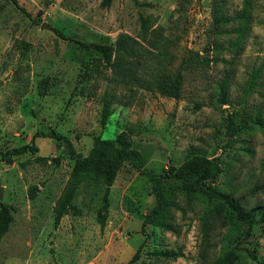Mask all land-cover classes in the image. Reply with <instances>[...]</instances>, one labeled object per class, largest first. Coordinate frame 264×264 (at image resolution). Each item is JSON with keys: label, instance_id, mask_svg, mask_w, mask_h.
<instances>
[{"label": "rangeland", "instance_id": "rangeland-1", "mask_svg": "<svg viewBox=\"0 0 264 264\" xmlns=\"http://www.w3.org/2000/svg\"><path fill=\"white\" fill-rule=\"evenodd\" d=\"M102 1L0 0V153L34 133L64 137L36 136V152L0 158V205L11 214L0 264H126L138 248L131 264H211L235 244L264 256V223L244 238L245 223L226 210L216 220L196 192L177 184L169 185L171 230L143 225L155 202L145 171L164 174L190 153L218 157L213 185L244 209L264 212V0ZM217 6L227 17L220 26L213 23ZM56 30L88 43L134 36L151 51H142L149 67H138L140 79L146 70L180 69L179 98L119 80L99 52ZM194 53L197 61L183 62ZM229 114L236 134L226 132ZM120 131L144 157L142 172L121 165L102 226L104 185L90 180H81L72 199L77 213L54 226L53 208L73 164L70 147L85 156L96 135Z\"/></svg>", "mask_w": 264, "mask_h": 264}, {"label": "trees", "instance_id": "trees-1", "mask_svg": "<svg viewBox=\"0 0 264 264\" xmlns=\"http://www.w3.org/2000/svg\"><path fill=\"white\" fill-rule=\"evenodd\" d=\"M13 4H17L16 0H11ZM111 0H103L102 4L109 5ZM217 6L213 23L216 26L222 25L227 17L222 16ZM141 21V29L144 30L146 18L139 16ZM56 33L63 39L74 42L83 48H91L99 52L105 57L111 65V71L123 82H132L147 89H155L158 93L172 98H179L182 87L183 75L180 69L171 73L166 70H146L144 75L146 79H140L137 74L139 68L149 67L148 63L142 58L144 50L150 52L137 38L121 32L119 33L113 44L104 43H88L73 39L60 30ZM165 40L161 42L160 47L164 46ZM197 53L184 58L183 62H195ZM202 62V61H201ZM186 66V65H185ZM184 67V66H183ZM148 69V68H147ZM225 82L220 83L219 99L221 103H225ZM108 100L105 99L102 104V123H105L108 115ZM229 124L226 132L228 134H236L237 127L234 126L232 114L228 115ZM264 127V122H258ZM36 136H47L61 140L64 137L54 131L46 133H34L29 143L22 144L18 147H12L4 153H0L2 160L10 161V155H20L26 152H36L37 145L34 142ZM230 140V139H228ZM68 142V141H67ZM70 155L73 164L70 169L68 178L63 187L62 192L58 196L53 212V224L57 226L63 215L76 214L77 210L72 205V199L81 180H90L99 182L104 185L103 204L101 211L98 213L97 219L100 225L104 224L106 214L108 212V191L112 185L117 171L124 162L142 172L144 166V157L139 150L132 146V141L126 136L125 132L120 131L112 138H102L96 135L88 153L82 156L75 153L70 147ZM220 172L218 157L208 158L203 154L190 153L186 159L176 168H170L164 174L153 173L150 169L145 171L147 179L151 182V192L154 195V205L145 214L143 225L151 224L165 230H171L169 222V209L173 206L174 190L169 185L177 184L182 191H189V188L197 193L203 202L207 203L209 209L213 213V218L223 219V212H230L233 217L246 224L244 230V238L250 233L251 227L257 223H264V212L260 211V207H252L248 210L244 209L236 198L230 194L219 190L213 185ZM227 213V212H226ZM11 221V214L8 206L0 205V236L3 235ZM139 248L134 252L126 264H131L137 259ZM244 258L252 259L256 264H264V256L258 257L254 250L242 247L239 244L233 245L221 256L215 259L211 264H239Z\"/></svg>", "mask_w": 264, "mask_h": 264}, {"label": "water", "instance_id": "water-1", "mask_svg": "<svg viewBox=\"0 0 264 264\" xmlns=\"http://www.w3.org/2000/svg\"><path fill=\"white\" fill-rule=\"evenodd\" d=\"M45 26H48V25L45 22H43L40 27L43 28Z\"/></svg>", "mask_w": 264, "mask_h": 264}]
</instances>
